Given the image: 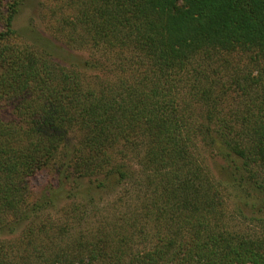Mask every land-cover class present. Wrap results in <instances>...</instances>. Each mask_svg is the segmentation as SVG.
<instances>
[{"label":"trees","instance_id":"obj_1","mask_svg":"<svg viewBox=\"0 0 264 264\" xmlns=\"http://www.w3.org/2000/svg\"><path fill=\"white\" fill-rule=\"evenodd\" d=\"M28 1L0 0V264H264V0H55L48 37Z\"/></svg>","mask_w":264,"mask_h":264},{"label":"rangeland","instance_id":"obj_2","mask_svg":"<svg viewBox=\"0 0 264 264\" xmlns=\"http://www.w3.org/2000/svg\"><path fill=\"white\" fill-rule=\"evenodd\" d=\"M57 6V2L55 0H29L26 6L23 8L24 12L20 16V19L17 20L16 26L19 27H28L30 29L36 30L39 32L40 37H48L50 33L57 27L58 18L55 16L53 9ZM29 38L33 35L28 32ZM55 41V40H54ZM56 60L60 61L62 57H65L66 61L71 59L77 60L83 58L87 55L84 51V54H81L79 51L75 52L73 49L68 48L63 42L60 40H56ZM83 60V59H82ZM65 64L64 62H61ZM8 101H3L0 103V116L3 118H11L12 117V107L8 104ZM214 167V166H213ZM216 169V168H215ZM51 177V175H50ZM49 177H38L37 181L38 187L40 188L45 181H47ZM37 190V189H35ZM112 196L109 194H104L101 196V199L106 201H111ZM231 206L233 204L231 203ZM237 218L234 219L236 225L243 227L246 230H255L259 228V224L256 221L251 219Z\"/></svg>","mask_w":264,"mask_h":264}]
</instances>
